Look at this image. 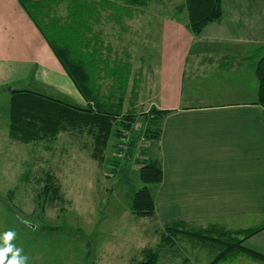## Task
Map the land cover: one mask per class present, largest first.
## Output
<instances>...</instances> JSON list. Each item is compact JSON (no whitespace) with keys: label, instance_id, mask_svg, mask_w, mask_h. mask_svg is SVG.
<instances>
[{"label":"crops","instance_id":"obj_1","mask_svg":"<svg viewBox=\"0 0 264 264\" xmlns=\"http://www.w3.org/2000/svg\"><path fill=\"white\" fill-rule=\"evenodd\" d=\"M58 11L52 7L50 16L66 24ZM222 11L198 35L188 20H159L143 110H169L159 139L149 142L163 169L151 187L160 229L177 220L230 229L263 223L264 107L254 64L264 54V0H222ZM37 82L84 102L19 0H0V89ZM243 245L264 254V228ZM242 257L243 264H264L247 252L217 264Z\"/></svg>","mask_w":264,"mask_h":264},{"label":"rangeland","instance_id":"obj_2","mask_svg":"<svg viewBox=\"0 0 264 264\" xmlns=\"http://www.w3.org/2000/svg\"><path fill=\"white\" fill-rule=\"evenodd\" d=\"M183 1L153 0L146 7L134 8L131 16L124 15L119 21L110 17L115 11L105 7L98 20L92 22L103 39L101 55L131 62L126 108L130 104L138 110L146 108L159 20L165 17L186 23L185 11L175 10ZM57 7L61 19H68L73 9L70 0L62 1ZM124 71L128 73V68ZM18 84L23 87L28 83ZM135 84L137 95L134 97L131 88ZM29 86L79 103L40 82ZM103 88L107 92V84ZM5 89H0V247L4 245V233L11 231L15 233L11 243L21 249L22 257H27L26 264H133L131 259L140 258L143 247L156 246L162 224L157 221L158 216L136 217L130 208L131 195L143 186L135 158L124 171L113 173L109 161L106 169L90 157L88 147L84 146L88 136L63 132L57 139L31 143L12 140L8 135V92ZM141 124L142 117H139L136 129ZM114 142L115 139H111V144ZM139 146L148 147L149 142L140 139ZM107 152L110 158L122 157V152H116L112 145ZM138 156L142 158L135 155ZM49 170L58 177L65 200L54 204L43 202L42 206L37 201L40 184L36 178ZM153 185L148 184V187L151 189ZM9 189H14L12 198L8 196ZM259 222L264 223V218ZM210 241L180 236L174 245L158 247L156 264L210 262L221 248ZM244 259L231 264H243Z\"/></svg>","mask_w":264,"mask_h":264},{"label":"trees","instance_id":"obj_3","mask_svg":"<svg viewBox=\"0 0 264 264\" xmlns=\"http://www.w3.org/2000/svg\"><path fill=\"white\" fill-rule=\"evenodd\" d=\"M62 1L65 0H19L38 25L85 104L67 101L33 86L11 91L6 88L8 135L22 143L57 139L63 132L88 136L84 146L88 147L90 157L99 167L106 169L109 161L113 173L124 171L135 158L139 165L138 178L143 186L131 195L130 208L136 217H155L154 195L148 184L161 182L163 169L156 151H152L150 145L139 146V140H158L162 119L169 110L154 105L146 111L138 110L134 104L125 107L131 62L103 57L100 54L103 39L92 23L98 20L105 7L114 10L115 14L110 17L119 21L124 15L131 16L134 8L146 7L153 0H70L73 9L68 12L66 24L61 25L58 19L50 16V10ZM175 10L187 13V26L198 35L207 23L221 19L222 0H184ZM126 68L128 73L124 71ZM254 68L259 82L258 103L264 107V54L256 60ZM123 71L126 74L123 75ZM106 84L108 90L104 92L103 85ZM136 84L131 88L134 97L137 95ZM139 117H142V124L136 129ZM111 139H115L112 144ZM110 145L116 152H122V157H108ZM135 155H142V158ZM36 182L40 184L37 190L40 205L43 206V202H64L62 186L54 172L45 171ZM13 195L14 189H9V198ZM263 228L264 223L246 229H230L220 223L201 226L183 220L164 222L159 243L154 247H143L140 258L133 257L132 263L156 264L158 247L174 245L180 236L198 237L200 241L209 239L220 245L216 256L207 264H217L237 252H247L264 261V254L243 245L245 239Z\"/></svg>","mask_w":264,"mask_h":264},{"label":"clouds","instance_id":"obj_4","mask_svg":"<svg viewBox=\"0 0 264 264\" xmlns=\"http://www.w3.org/2000/svg\"><path fill=\"white\" fill-rule=\"evenodd\" d=\"M14 237V232L9 231L4 233V245L0 247V264H26L27 257H22L20 255L21 249L15 248L11 243ZM9 254H11L10 259Z\"/></svg>","mask_w":264,"mask_h":264},{"label":"water","instance_id":"obj_5","mask_svg":"<svg viewBox=\"0 0 264 264\" xmlns=\"http://www.w3.org/2000/svg\"><path fill=\"white\" fill-rule=\"evenodd\" d=\"M17 88H11V87H8V90H16Z\"/></svg>","mask_w":264,"mask_h":264},{"label":"built area","instance_id":"obj_6","mask_svg":"<svg viewBox=\"0 0 264 264\" xmlns=\"http://www.w3.org/2000/svg\"><path fill=\"white\" fill-rule=\"evenodd\" d=\"M121 146H123L124 147V145H121ZM121 155V154H120Z\"/></svg>","mask_w":264,"mask_h":264}]
</instances>
